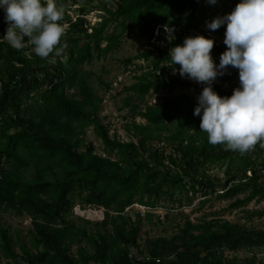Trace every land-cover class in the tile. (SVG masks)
Returning <instances> with one entry per match:
<instances>
[{
	"label": "trees",
	"instance_id": "obj_1",
	"mask_svg": "<svg viewBox=\"0 0 264 264\" xmlns=\"http://www.w3.org/2000/svg\"><path fill=\"white\" fill-rule=\"evenodd\" d=\"M55 1L58 6L103 3ZM25 3L27 8L12 11L11 20L21 25L17 44L33 47L39 43L43 51L26 55L25 47L0 39V212L12 210L29 216L40 241L35 254L20 244L18 255L7 240L4 258L10 262L5 264H234L224 260V250L264 247L263 230L245 231L227 222L194 225L187 221L177 237L147 242L139 251L143 258H130L131 247L140 248L141 229L136 224L130 227L133 223L125 215L134 205L152 210L159 202L170 201L182 206V199H176L182 194L189 204L194 197L207 199L217 192V199H234L231 208L264 201L260 182L264 163L256 169L264 153V127L253 129L245 122L237 125L236 117L238 112L250 113L264 126V29L253 33L233 25L218 33L256 48L245 53L217 44L200 29L210 11L216 10L223 19L238 17L243 7L261 14L264 0H118L116 5H102L103 15L94 26L85 19L87 9L81 7L79 17L65 31L47 0ZM12 7L0 8L2 34L10 23L6 13ZM33 13L43 17L35 19ZM159 32H170L163 48L150 43L161 39ZM134 33L146 40L149 49L128 58L124 65L134 60L148 64L140 66L141 74L124 89L128 95L124 104L134 119H143L147 126L133 120L126 128L137 142L121 143L99 121L102 99L87 84L93 74L82 73L81 68L116 50L123 37ZM169 50L183 55L180 62ZM199 54L222 58L215 63L222 71L204 73L187 61ZM178 65L185 71L168 75ZM205 75L215 82L197 86L188 79ZM178 89V94L159 106L146 102L150 92ZM185 89L201 91L194 96L184 93ZM132 99L137 103L132 104ZM166 122L174 126V132L162 139L154 131H161ZM91 127L107 152L117 155L116 161L95 154L90 147L80 151ZM209 130V134L202 133ZM164 140L175 147L166 157L150 146ZM174 154L180 155L181 165ZM204 166L224 170L226 180L220 190L214 183L217 179L208 177ZM29 172L35 178L24 182L22 177ZM75 191L84 195V207L104 209L107 219L110 213L116 214L108 223L114 244L106 248V236H100L94 243V255L85 248L72 250L89 239L85 229L64 216L71 209L69 197ZM241 195L244 197L239 198ZM150 214L145 215L149 221ZM118 219L123 222L119 224ZM203 253L205 257H201ZM244 264L257 263L252 259Z\"/></svg>",
	"mask_w": 264,
	"mask_h": 264
},
{
	"label": "rangeland",
	"instance_id": "obj_2",
	"mask_svg": "<svg viewBox=\"0 0 264 264\" xmlns=\"http://www.w3.org/2000/svg\"><path fill=\"white\" fill-rule=\"evenodd\" d=\"M49 5L55 7L58 16L63 22V31L66 30L65 25H68L70 21H74L79 17V9L85 7L87 9V15L85 16L86 21L90 26L97 25L100 22V15H103L101 10L102 5L113 3L116 5L118 0H103V3H93L90 5H84L79 3L76 6H58L55 0H47ZM11 3V0H0V8L2 6H13L11 11L7 14V18L10 19L4 33H0V39L5 42H10L15 45V47H25L26 55H31L33 53H39L43 51L41 44H35L33 47L30 44H17V40L20 37V23H14L11 19L12 11L14 8H27L28 3L25 0H21L18 3ZM212 9V7H211ZM260 10H251L247 7L242 8V13L238 17L233 19H223L220 14L215 11H210L206 15V20L201 26V30L205 32L208 36H212L213 40L217 44H225L237 49L238 51L245 53L248 48L252 51H256L255 47H250L249 45L243 43L241 40H227L222 38L218 33L224 31L233 25L244 27L246 30L258 33L264 29V12L259 13ZM23 14V13H22ZM35 19H41L43 16L36 13L32 14ZM113 26L110 28L109 32L112 33ZM90 33V31H89ZM169 33L164 32L158 33L160 40H151L150 43L158 45L160 47H165L168 41ZM149 49L144 38L139 37L136 33L129 34L123 37L119 47L116 50H112L109 53L103 55L102 57H95L88 64H85L81 68V72H90L93 76L87 79L88 86L92 89L94 95L102 99V104L99 108L98 119L103 125H107L109 129V135L113 140L119 141L121 143H128L130 141L137 142V138H131L132 131L127 130V126L134 120L137 125L147 126V123L141 118H133L129 108L125 107L124 100L127 99L128 95L124 91L127 87L135 82V77L141 74V69L146 68L148 63L142 60H134L128 66L124 65V61L128 58H133L136 55L142 53L143 51ZM176 50H169V53L174 59L179 62L183 55L175 52ZM57 55H61L58 50ZM196 69L202 70L204 73L209 71H222V67H216V61H222V58H213L210 55L199 54L191 56L187 59ZM141 66V69H140ZM185 70L178 65L174 71L168 72L170 76L181 75ZM182 79H185L184 77ZM194 85L200 86L201 84H206L209 82H215L212 78L205 75L199 79H190ZM101 82L103 85H101ZM106 85V87L104 86ZM200 89L196 91H190L185 89L184 93L196 96L200 93ZM179 89L173 93L163 92V93H149L146 98V102L150 105H161L165 99H168L173 94H178ZM131 103L136 104L134 99ZM234 107V105H231ZM238 119L237 125L242 123H247L253 129H263L261 125L252 115L238 112L236 114ZM166 126L160 131L155 130V135L160 136L162 139L168 138L174 132V126L172 124L165 123ZM200 132V131H199ZM202 132V131H201ZM209 134V131L202 132ZM194 132L192 131V134ZM242 133V130L239 131ZM175 145V144H174ZM153 150H158L164 153V156H169L173 154V145L169 144L166 140L162 142H152L151 145ZM102 157H108L112 160H117L116 154H110L102 145L101 141L97 138L96 134L93 132V127L86 130L83 145L80 151H86L88 148ZM175 148V147H174ZM175 158L179 161L181 159L180 155L174 154ZM147 158V155H146ZM166 163V160H164ZM181 165V162H178ZM261 163H264V153H262L260 159L257 162L256 169L259 168ZM188 165V164H186ZM206 170V175L211 179H217L215 181L216 190H220L219 186L225 183L224 170L219 169L216 166L208 167L204 166ZM23 178V181H30L35 178L34 174L29 172ZM260 182L264 184V171L260 178ZM178 193V192H177ZM176 193V194H177ZM217 192L209 194L206 198L202 195L194 197L191 203L185 202L184 194L178 195L176 197L182 199V206H178L176 203L172 202H159L157 207L152 210L141 209L137 206L130 207L125 215H128L131 219L132 225L135 224L140 227V233L138 237V243L140 248L136 249L131 247L129 252V257L143 258L139 254L140 249L144 250L145 243L154 242L156 239L160 238H170L177 237L179 235V229H182L183 224L187 221L192 224H200L202 222H227L232 225L238 226L240 229L245 231H264V201H252L244 204L239 208H231V204L234 199L222 200L216 198ZM84 195H80L78 192H73L69 197L71 203V209L69 213L65 214V218L71 221L75 225L80 226L82 229L87 231L89 236L88 240H84L80 246H75L72 248L73 251L77 249L85 248L90 255L95 254L94 243L99 241L100 236H106V248L114 244V241L109 238L111 235L112 227L108 224L110 222V217L116 214L110 213L109 218L105 216V210L99 207H84L82 204ZM241 195L239 198H243ZM206 199V200H205ZM146 213H151L152 216L150 221L145 217ZM127 217H125L126 219ZM128 218V219H129ZM123 222L118 219V223ZM100 224L101 227L97 226ZM214 227V226H213ZM215 231L218 230V226H215ZM5 236V238H4ZM9 240V244L14 249L15 253L21 255L20 244L25 246L27 250H30L33 254L37 252L35 245L40 241L35 227L32 224V219L23 215L20 216L14 211L9 210L5 212H0V264H5L10 262L4 258L6 253V241ZM40 251H44L43 246L39 247ZM219 253V252H218ZM223 258L227 263L234 264H244L246 261L252 259L256 260L257 264H264V247H248L242 246L236 251L224 250ZM220 254V253H219ZM145 256V255H143ZM206 254H202L201 257H205ZM19 261V260H18Z\"/></svg>",
	"mask_w": 264,
	"mask_h": 264
},
{
	"label": "clouds",
	"instance_id": "obj_3",
	"mask_svg": "<svg viewBox=\"0 0 264 264\" xmlns=\"http://www.w3.org/2000/svg\"><path fill=\"white\" fill-rule=\"evenodd\" d=\"M74 21H75V20H74ZM7 25H8V24H7ZM6 27H7V26H6ZM66 27H67V25H65V28H66ZM134 206H137V207H139L138 205H134ZM134 206H132V207H134ZM127 210H128V209H127ZM127 210H126V211H127Z\"/></svg>",
	"mask_w": 264,
	"mask_h": 264
},
{
	"label": "built area",
	"instance_id": "obj_4",
	"mask_svg": "<svg viewBox=\"0 0 264 264\" xmlns=\"http://www.w3.org/2000/svg\"><path fill=\"white\" fill-rule=\"evenodd\" d=\"M139 208H141V209H143V208H144V209L150 210V209H148V208H146V207H140V206H139Z\"/></svg>",
	"mask_w": 264,
	"mask_h": 264
}]
</instances>
